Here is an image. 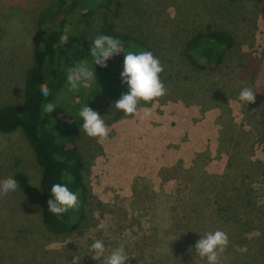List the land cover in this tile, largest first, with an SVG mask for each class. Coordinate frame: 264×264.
I'll return each instance as SVG.
<instances>
[{"label": "rangeland", "instance_id": "obj_1", "mask_svg": "<svg viewBox=\"0 0 264 264\" xmlns=\"http://www.w3.org/2000/svg\"><path fill=\"white\" fill-rule=\"evenodd\" d=\"M124 1L128 5L118 25L124 32L146 36L156 33V39H151L163 47L174 26L183 38L197 25L209 22L231 33L234 46L213 73L168 83L164 94L149 106L150 115H155L152 121L150 115L141 118L142 109L125 117L114 112L111 103L117 93L114 100H108L106 78L96 81L94 85L100 92L92 98L88 97L92 85L77 83L78 95L88 93V106L104 117L107 130L103 140L89 138L80 129L75 134L78 149L87 160L86 182L100 205H93V218L80 232L44 239V249L55 252L43 253L45 263L102 264V259L93 260L88 252V244L101 239L105 254L116 246L123 248L125 264H206L195 255L193 245L199 235L221 230L228 243L219 254V264H264L261 5L256 6L254 0L225 8L226 0ZM218 1L221 4L217 7ZM52 3L0 0V104L21 101L25 74L33 62L32 37L38 29L35 24L41 20L45 27L55 20ZM216 7L223 13L217 15ZM88 9L81 8L78 17ZM94 9L89 18L92 26L104 11ZM111 19L117 25V17ZM159 30L164 39L157 37ZM243 86L254 92L253 102L246 107L237 101ZM181 118L184 123L194 118L191 124H197L195 132L177 135L172 131L183 121ZM162 122L170 125L167 137L148 134V129L156 130ZM161 137L166 141L165 148L154 146ZM14 163L29 177L30 186L21 201L31 207L27 221L35 222L40 171L20 132L0 135V180L8 176ZM189 168L190 176L183 172ZM98 224L103 229H97ZM0 264H27L24 251L18 247L6 252L0 245Z\"/></svg>", "mask_w": 264, "mask_h": 264}, {"label": "trees", "instance_id": "obj_2", "mask_svg": "<svg viewBox=\"0 0 264 264\" xmlns=\"http://www.w3.org/2000/svg\"><path fill=\"white\" fill-rule=\"evenodd\" d=\"M113 1L53 0L55 20L45 27L41 20L35 24L38 29L32 37L33 62L25 74L21 101L0 104V135L7 136L20 132L31 148L40 171L35 197L39 202L35 222L27 221L31 216L29 211L31 207H27L21 201L29 189L30 181L18 164L14 163V166L10 167L6 178L12 177L20 191L0 196V245L6 252L22 248L27 264H46L43 253L54 255L55 252L44 249V239L64 238L80 232L93 218V205H100L86 182L87 160L75 141V134L81 123L77 111L82 105L78 98L82 99V103L89 104L88 97H94L100 92V88L94 83H87L89 87L92 85L90 96L87 97L88 93L78 95V89L70 90L65 79L68 67L87 58L92 39L104 34L122 43L123 53L109 59L106 68L101 69L93 65L95 80H99L100 77L107 79L109 101L114 100L116 93L118 98L126 91L120 83L119 71L123 55L127 51L141 49L151 51L162 66L163 70L159 76L165 88L171 81L179 79L191 81L200 73H213L229 57L234 46L231 33L217 28L214 23L206 22L202 27L197 25L190 35H184L183 38L178 35L179 28L174 26L169 41L161 47L151 39L152 37L156 39V33L146 36L142 33L122 31L118 27L119 19L123 17L128 2L114 1V7L109 9ZM243 1L226 0L224 8L234 7ZM254 1L256 6L261 5L260 13L264 17V0ZM219 3L218 1L217 7ZM191 4L194 6L195 3L192 1ZM83 7L89 9L78 17ZM217 7L215 9L217 15L223 13L221 11L223 9L220 8L219 11ZM94 8H104V11L97 24L92 26L89 24V18L95 13ZM116 17L117 25L111 19ZM182 32L185 34L186 30ZM62 34L69 36L63 46L59 41ZM157 37L164 39L161 30L157 32ZM41 86L49 88L47 102H52L56 106L50 114H41V106L46 102L39 95ZM152 103L148 102L147 106ZM183 172L190 176L191 169H184ZM53 183L67 184L70 191L77 193L79 206L59 216L51 215L47 211L46 202ZM23 220H26L25 224Z\"/></svg>", "mask_w": 264, "mask_h": 264}, {"label": "clouds", "instance_id": "obj_3", "mask_svg": "<svg viewBox=\"0 0 264 264\" xmlns=\"http://www.w3.org/2000/svg\"><path fill=\"white\" fill-rule=\"evenodd\" d=\"M69 36L62 34L59 41L62 46L66 43ZM122 43L120 40L109 35H97L92 39L88 48L87 58L81 59L68 67L66 81L69 89H75L77 83H94L96 85L93 65L103 69L107 67V61L121 51ZM159 60L148 50H131L123 55L119 80L126 91L112 101L111 107L114 112L123 114V117L135 115L142 109V119L147 118L151 113L148 102H154L161 97L164 92L163 83L159 74L162 72ZM49 88L41 86L39 95L46 101L41 106V114H50L56 106L52 102H47ZM254 100V92L248 86L240 88L237 101L247 106ZM143 102V103H142ZM77 116L81 123L79 126L89 138L103 140L107 136L104 117L97 111L90 108L88 103L82 105ZM20 191L17 182L8 177L0 180V196L15 194ZM46 202L47 211L54 216L64 214L70 209L77 208V193L70 191L65 183H53L50 186V194ZM97 229H103L102 224L97 225ZM228 240L225 232L213 230L206 232L193 245L195 255L206 261V264H219V254L224 251ZM88 252L92 254L93 260H101L102 264H125L126 255L122 247L116 246L105 254V245L101 239H93L88 244Z\"/></svg>", "mask_w": 264, "mask_h": 264}, {"label": "crops", "instance_id": "obj_4", "mask_svg": "<svg viewBox=\"0 0 264 264\" xmlns=\"http://www.w3.org/2000/svg\"><path fill=\"white\" fill-rule=\"evenodd\" d=\"M154 116L155 115H150V119H151V121L152 120H154ZM163 118H167V116H163ZM181 119H183V118H181ZM163 120V119H162ZM194 121V123H195V119L193 118V120H192V122ZM190 122V123H189ZM189 122H185L184 123V119H183V121L181 122V123H179V125H178V127H177V129H172V131H176L177 133V135L179 134H191V133H193V132H195V128L197 127V124H191L192 122L191 121H189ZM131 123H134V122H131ZM138 123H136L135 125H137ZM139 125V124H138ZM148 128V127H147ZM170 125H168V124H165L164 122H162V124H161V127L160 128H157L156 130H154V129H152V128H150V129H148L149 131H148V134L150 133V132H153V133H156V134H161L163 137H167L168 135H169V133H170ZM132 132V131H131ZM132 136L134 137V131L132 132ZM176 134H173V135H176ZM131 136V137H132ZM163 137H161V141H160V143H154V146H161L162 148H165V142H164V138ZM159 140H160V138H159ZM158 142V141H157ZM188 144V143H187ZM132 149H133V147L131 148V146H130V149H129V151H130V153H132ZM194 150H196V149H194ZM190 154V153H189ZM188 157V156H187ZM187 157H185L184 158V160L187 158ZM161 164V163H160ZM120 166H122V162H121V164H120ZM223 169V168H222ZM217 172H215V174H216Z\"/></svg>", "mask_w": 264, "mask_h": 264}]
</instances>
